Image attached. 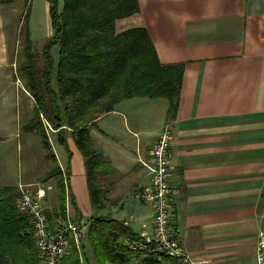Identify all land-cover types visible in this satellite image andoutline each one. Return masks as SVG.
I'll use <instances>...</instances> for the list:
<instances>
[{
	"label": "crops",
	"instance_id": "crops-1",
	"mask_svg": "<svg viewBox=\"0 0 264 264\" xmlns=\"http://www.w3.org/2000/svg\"><path fill=\"white\" fill-rule=\"evenodd\" d=\"M17 1L0 0V83H8L11 67L6 12L15 10ZM139 1L141 11L127 17H136L131 27H148L162 62H185V81L176 117L169 119L167 113L159 132L138 141L136 154L119 139L112 143L93 137L114 163L100 177L111 199L105 211L139 234L152 232L154 206L139 198L152 174L141 160H151L152 148L171 123L173 221L180 241L202 264H258L256 246L264 228V0ZM139 97L121 101L109 114L120 113V106ZM16 99L11 96L0 107V131L8 126ZM22 112L28 125L33 118L28 104ZM101 133L110 136L108 130ZM67 136L71 156L58 137L57 144L51 140L64 171L71 157L70 212L87 222L96 209L85 157L70 132ZM44 158L46 173L50 160ZM0 175L2 180L1 163ZM37 180L16 184H46ZM50 184L52 189L38 188L42 200L49 198V208H55L60 190Z\"/></svg>",
	"mask_w": 264,
	"mask_h": 264
},
{
	"label": "trees",
	"instance_id": "trees-1",
	"mask_svg": "<svg viewBox=\"0 0 264 264\" xmlns=\"http://www.w3.org/2000/svg\"><path fill=\"white\" fill-rule=\"evenodd\" d=\"M49 2L54 32L44 47L43 77L38 78L31 70L24 74L36 101L27 129L40 135L50 160L41 181L55 179L60 190L59 206L47 209L51 225L68 219L71 157L64 171L46 120L57 130L58 141L68 152L70 132L85 157L96 209L87 236L93 255L86 257L88 264H182L166 254L132 250L125 238H139L140 234L126 220L101 213L111 199L100 177L111 167H105V153L95 144L92 131L99 126L101 117L114 111L121 101L138 96L167 98L168 118H175L181 105L186 63L162 62L145 25L118 30L119 20L141 11L139 0H64L62 8L60 0ZM54 47L59 48L57 64L52 54ZM31 56L29 52L23 65L29 63ZM56 66L58 88L52 81ZM19 197V186L3 184L0 175V264H43L33 220L20 209ZM69 248L60 264H83L76 241Z\"/></svg>",
	"mask_w": 264,
	"mask_h": 264
},
{
	"label": "rangeland",
	"instance_id": "rangeland-1",
	"mask_svg": "<svg viewBox=\"0 0 264 264\" xmlns=\"http://www.w3.org/2000/svg\"><path fill=\"white\" fill-rule=\"evenodd\" d=\"M63 2L64 0H60L61 8L63 7ZM14 6L16 7L15 10L12 9L11 12H6V16H8L6 18V30L10 47L11 67L7 69L6 73L8 83L5 80L0 83V107L7 100L10 101L11 96H15L17 99L15 100L8 126L0 131L2 139L0 144V163L3 183H11V185L17 186L16 183L20 180L38 181L37 179H40L45 174L44 157L46 154L44 152L46 151H44L41 137L36 132L31 134L28 131V121L22 112L24 104H28L34 116L36 105L35 97L28 89L29 85L24 73L27 70H31L38 78L43 77L42 72L46 67L44 47L52 38L54 30L51 22L49 0H20ZM135 18L121 19L117 24L118 30L121 31L131 27V25H135ZM29 52L32 54L30 61L28 64L23 65ZM52 54L57 64L59 48H52ZM3 76L5 77V75ZM52 81L53 85L58 88L57 66L52 74ZM135 100L126 101L132 103L120 106V113L107 114L101 117L98 122L99 126L92 131V136L94 138L100 136V142L111 141L115 143L113 140L119 139V141L124 142L126 149L133 155L136 154L138 141L142 139L146 141L150 134L159 132L163 127L168 113L169 100L165 97H139ZM133 107L136 108L135 112H132ZM104 129L110 132V136H103L101 132ZM48 132L54 141L53 143L57 144L56 133L54 134L51 128H49ZM46 159L48 158L46 157ZM106 160L105 167H113L114 163L111 156H106ZM51 182L54 185L56 184L54 179L44 185L39 182L38 185L40 186L38 187L44 189ZM38 187L30 186L32 189ZM52 192L54 196L55 190H52ZM43 201L46 208L51 209L49 206L52 203L49 202V198L46 199L45 197ZM101 213L110 214L107 211H101ZM91 217L88 220L86 219L89 224ZM85 240L86 249H83ZM81 246L78 245L82 262L83 264H88L86 257H92L93 255L87 238L82 241Z\"/></svg>",
	"mask_w": 264,
	"mask_h": 264
},
{
	"label": "built area",
	"instance_id": "built-area-1",
	"mask_svg": "<svg viewBox=\"0 0 264 264\" xmlns=\"http://www.w3.org/2000/svg\"><path fill=\"white\" fill-rule=\"evenodd\" d=\"M45 123L48 130L53 129L48 120ZM173 142L174 128L171 123H167L152 148L151 160H141L152 174L151 184L139 192V198L154 206L153 230L151 233H141L139 238L127 237L125 243L132 250L144 254L162 253L178 258L182 264H202L180 241L174 227L175 190L171 184ZM48 188L52 189L53 185H48ZM19 189L18 204L33 220L34 235L43 264H60L72 241L81 246L82 241L87 238L89 223L71 214L68 197V219L52 226L43 204L42 189H32L24 182L19 183ZM143 226L147 228L148 224L144 223ZM256 257L258 264H264V228L259 232Z\"/></svg>",
	"mask_w": 264,
	"mask_h": 264
}]
</instances>
